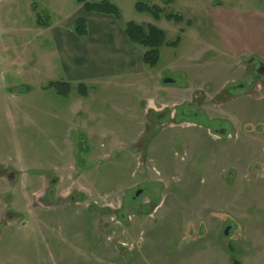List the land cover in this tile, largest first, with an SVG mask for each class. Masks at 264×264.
<instances>
[{
    "label": "rangeland",
    "instance_id": "obj_1",
    "mask_svg": "<svg viewBox=\"0 0 264 264\" xmlns=\"http://www.w3.org/2000/svg\"><path fill=\"white\" fill-rule=\"evenodd\" d=\"M28 3L54 22L79 8L0 0V171L14 170L0 173V264H264V71L254 59L206 50L163 17L181 12L152 0L158 21L120 12L177 39L156 67L63 96L49 87L65 79Z\"/></svg>",
    "mask_w": 264,
    "mask_h": 264
},
{
    "label": "crops",
    "instance_id": "obj_2",
    "mask_svg": "<svg viewBox=\"0 0 264 264\" xmlns=\"http://www.w3.org/2000/svg\"><path fill=\"white\" fill-rule=\"evenodd\" d=\"M108 1L119 11L122 6L128 9L133 6L135 10L136 0ZM171 2L170 6L181 12L189 22L186 29L194 31L206 50L235 60L250 57L255 63L264 62V0ZM28 8L29 11L30 8L32 10V3H28ZM79 8L64 22L49 19L47 26H39L32 11L28 14L35 27L33 29L51 40L52 47L46 48L52 49V55L61 67L65 82L70 86L86 82H130L145 75L143 50L133 45L124 32V24L131 20L124 21L122 17L116 20L104 14L86 13L81 5ZM76 19L86 22L87 35L75 34L73 23ZM36 39L43 42L41 36ZM14 93L15 90H12V94ZM1 172L14 170L8 168Z\"/></svg>",
    "mask_w": 264,
    "mask_h": 264
},
{
    "label": "trees",
    "instance_id": "obj_3",
    "mask_svg": "<svg viewBox=\"0 0 264 264\" xmlns=\"http://www.w3.org/2000/svg\"><path fill=\"white\" fill-rule=\"evenodd\" d=\"M165 6L168 7L172 2L171 0H160ZM77 4L82 6V9L86 13H98L111 16L116 20H119L121 15L119 9L108 0H76ZM152 0H136L135 11L139 14H147L153 20L158 21L162 19L163 10L157 6L151 4ZM166 21H174L176 23H183L189 26V22L180 14H167L163 16ZM49 18L44 17L36 19V23L39 26H47L49 24ZM73 30L77 36L87 35V25L83 19H76L73 23ZM182 30V29H181ZM180 30V31H181ZM124 32L127 39L135 46L143 50L142 63L147 68L156 67L160 58V49L163 46L175 45L177 39L174 42H168L166 40L165 33L151 24H138L132 21L124 24ZM49 87L54 88L58 94L67 96L70 92L71 86L66 82H52ZM78 93L84 97L87 94V87L80 84L78 85ZM233 264H238L237 262Z\"/></svg>",
    "mask_w": 264,
    "mask_h": 264
},
{
    "label": "flooded vegetation",
    "instance_id": "obj_4",
    "mask_svg": "<svg viewBox=\"0 0 264 264\" xmlns=\"http://www.w3.org/2000/svg\"><path fill=\"white\" fill-rule=\"evenodd\" d=\"M257 66H258V70H257V73L258 72H263L264 71V62H261V61H257ZM158 116H162L163 114L160 113V114H157Z\"/></svg>",
    "mask_w": 264,
    "mask_h": 264
},
{
    "label": "water",
    "instance_id": "obj_5",
    "mask_svg": "<svg viewBox=\"0 0 264 264\" xmlns=\"http://www.w3.org/2000/svg\"><path fill=\"white\" fill-rule=\"evenodd\" d=\"M162 84H164V85H170V84H174V83H173L172 80L164 79V80L162 81ZM227 234H228V230H225V231H224V235H227Z\"/></svg>",
    "mask_w": 264,
    "mask_h": 264
}]
</instances>
